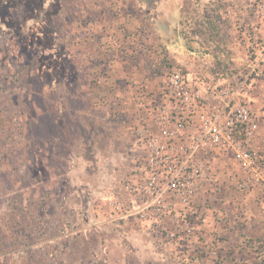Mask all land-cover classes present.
I'll list each match as a JSON object with an SVG mask.
<instances>
[{"label": "rangeland", "instance_id": "1", "mask_svg": "<svg viewBox=\"0 0 264 264\" xmlns=\"http://www.w3.org/2000/svg\"><path fill=\"white\" fill-rule=\"evenodd\" d=\"M164 63L195 82L249 76L263 144L264 0H0V264H179L192 250L171 220L111 221L118 180L156 130ZM207 160L215 180L187 224L210 243L241 235L248 189L233 156ZM232 253L210 246L198 264H236Z\"/></svg>", "mask_w": 264, "mask_h": 264}, {"label": "built area", "instance_id": "2", "mask_svg": "<svg viewBox=\"0 0 264 264\" xmlns=\"http://www.w3.org/2000/svg\"><path fill=\"white\" fill-rule=\"evenodd\" d=\"M165 75V96L155 107L156 130L144 146V161L118 180L122 195L109 201L116 224L157 226L171 220L179 229L205 187L214 183L207 160L213 152L233 156L245 175L241 188L264 196V144L254 145L256 121L238 101L249 76L195 82L179 69ZM260 250L257 264H264V244Z\"/></svg>", "mask_w": 264, "mask_h": 264}, {"label": "crops", "instance_id": "3", "mask_svg": "<svg viewBox=\"0 0 264 264\" xmlns=\"http://www.w3.org/2000/svg\"><path fill=\"white\" fill-rule=\"evenodd\" d=\"M237 77V76H235ZM245 88H249L248 86ZM244 88V89H245ZM244 90L239 96H238V101L239 102H243V103H248V92ZM258 112L259 114H262V118L264 119V109L258 108ZM264 123V122H263ZM261 143L264 144V134L261 138ZM261 144V145H263ZM260 145V144H257ZM132 172V169H131ZM120 185V184H119ZM120 187V186H119ZM203 194H206L205 191H202V194L200 196V198L202 197ZM211 195H218V193H210ZM259 192L258 189H254L252 191H248L245 192L244 196L242 195V201L244 203V207H246L244 209L243 206H241L242 210L240 211V216L241 219L236 221L238 222V224L236 223V228L238 227L237 232L241 231V235L240 236H235L230 232V236H228V238H223L222 237H215L210 243L209 242H203L200 240V234H202L201 227L203 228V225L199 224L198 226H193V228H191L190 224H187V222H189V220H193V222L196 220V218L198 217V215H200V211H203V209L199 208V204H200V198L198 199V202L196 203V205H194L193 208H190V212L188 215L185 216V218L183 217L181 220V224H180V228H179V236H178V243L181 244L183 243V246L185 249H187L186 247H189L192 250H185L183 252L182 255H180V262L179 264H198L200 262H205L206 261V257L205 255H203V253L208 249H210V246H213L215 248V250L217 251V255L219 254L221 259L224 260V258H226L228 261L229 259L232 260V258H229V252L233 251V255H234V262L236 264H251V262H258L259 257L262 254V251L260 250V244H264V203H262L259 207H252V197L256 198V196H259ZM241 204V203H240ZM245 204L247 206H245ZM222 215V211L219 212H213V214L208 213V215H213L215 217ZM195 216V217H193ZM194 218V219H193ZM202 218V216H201ZM240 218V217H239ZM217 219V218H216ZM112 220V217H111ZM218 222V220H217ZM116 223V222H115ZM213 223V222H211ZM117 224H121V226L123 225V222H119L117 221ZM219 224V223H218ZM207 225V224H206ZM211 226H213V228L211 229V233L212 232H217V230H219V227L211 224ZM210 226V227H211ZM235 226V224H234ZM193 229V230H192ZM204 229V228H203ZM197 235L198 238L196 236L193 237V240L188 243L190 244H186V242L184 240H182L184 234H187L188 232H193V231H197ZM222 232V230H221ZM220 232V234H221ZM229 232V231H228ZM234 242V247L232 250H230V248L228 247L229 245H231V243ZM169 245H171V243H168ZM178 244V245H179ZM227 246V247H226ZM237 246H240L239 249L241 251H238ZM212 248V247H211ZM214 253V252H213ZM212 258V257H211ZM219 259V260H221ZM221 260V261H222Z\"/></svg>", "mask_w": 264, "mask_h": 264}, {"label": "trees", "instance_id": "4", "mask_svg": "<svg viewBox=\"0 0 264 264\" xmlns=\"http://www.w3.org/2000/svg\"><path fill=\"white\" fill-rule=\"evenodd\" d=\"M167 67H168L167 64L164 63L162 66H160V70H161L162 72H165V71L168 69Z\"/></svg>", "mask_w": 264, "mask_h": 264}]
</instances>
